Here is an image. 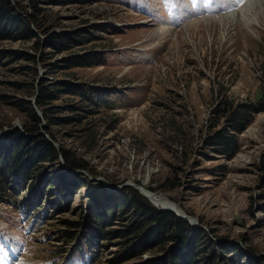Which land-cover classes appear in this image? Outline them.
<instances>
[{
  "label": "rangeland",
  "instance_id": "374dc122",
  "mask_svg": "<svg viewBox=\"0 0 264 264\" xmlns=\"http://www.w3.org/2000/svg\"><path fill=\"white\" fill-rule=\"evenodd\" d=\"M247 1L7 0L40 41L0 39V146L5 156L11 153L13 129L33 146L20 106L29 101L39 119L35 132L49 142L52 153L38 150L39 173L27 190L36 193L37 181L44 190L38 216L35 212L26 224L13 207L0 203V264H52L57 254L69 252L93 211L111 227L138 221L122 201L130 190L139 194L136 185L194 219L202 241L193 264H208L210 257L215 264H226L225 259L264 264V111L252 113L236 134L231 157L211 143L224 123L220 118L210 126L221 99L237 105L264 94V0H252L246 10L252 19L243 25ZM232 12L243 13L221 26L219 18ZM16 19L8 8L0 19L2 30L10 33ZM9 51L29 54L33 61L7 60ZM86 54L102 55V63L67 66ZM23 66L35 67L32 79ZM44 87L52 99L41 111L34 101ZM89 88L106 91L98 93L94 106L73 94H88ZM66 158L83 165L69 167ZM7 169L4 174L10 175ZM46 181L48 189L42 186ZM58 189L69 201L60 212L45 200ZM91 194L98 196L95 204L78 213V204ZM44 208L51 215L36 223ZM117 214L122 216L115 219ZM68 227L76 238L65 245L59 235ZM175 230L192 240L191 232ZM98 242L92 264H109L120 243L115 238ZM172 243L118 264L164 261L170 251L180 263ZM66 264L80 261L75 257Z\"/></svg>",
  "mask_w": 264,
  "mask_h": 264
},
{
  "label": "trees",
  "instance_id": "16d2710c",
  "mask_svg": "<svg viewBox=\"0 0 264 264\" xmlns=\"http://www.w3.org/2000/svg\"><path fill=\"white\" fill-rule=\"evenodd\" d=\"M78 1L81 2V0ZM12 7L13 6H11V4L7 2V0H0L1 20L3 18V13L8 11V8L17 16V23L14 22L10 33L8 31L4 32V30H2V27L0 26V39L21 38L27 40L29 38H33V44L38 45L40 39L36 36V33L32 32L29 29L25 19L19 16L17 14V11ZM21 28L23 29L21 30ZM20 31H23L21 35L18 34L20 33ZM65 41L69 42L70 39L66 38ZM66 45L69 46V44H65V46ZM84 56L75 58V63H71L67 66L71 67L78 64L90 65L102 63V57L100 58V56L102 55H96L94 58H91V56H89L88 54ZM11 58L25 59L30 62L33 61L32 56L26 53H20L18 51H9L7 60ZM23 67H25V69L29 71L28 76H30L32 79V75L36 74L35 67ZM29 84V86H31V83ZM91 92L93 95H91ZM98 93L104 95L106 91L97 90L96 92L95 88H89L88 94H85V92L82 93L78 90H75L73 92L74 95L79 96L80 99L84 100L87 103H90V105L92 106L97 104L95 97L98 96ZM51 96L52 95L49 93L47 87L40 89V92L38 91V93L36 92V98L34 102L37 108L43 111L44 107L41 106L47 105V103H49V101L52 99ZM14 104L17 105L19 103L15 102ZM20 106L28 117V121L24 123L23 127L25 131L30 133L31 137L29 139V143L33 144V146L29 147L28 144H26L28 143V136L25 137L14 129L11 131L12 133L8 135V140L13 146H11V153L9 152L8 155L5 156L4 151L2 150L3 147L0 146L2 150V153L0 152V160L5 158V163H2V161H0V203H7L13 208L14 205L16 206L17 202L20 200H17L18 192H20L21 190V192L27 191L28 186H30L32 180H34L39 173L38 172L35 174V171L37 170L35 162L37 157L38 159L40 158L37 153L38 150L47 153L45 155L50 154V152L52 153L49 142H47L41 134L35 132L37 122L39 121L37 111L33 108L29 101H24ZM261 110L264 111V94L257 98L255 101L244 102L237 105H232L225 99H221L217 106L212 110V117L210 119V126H215L220 118H224V123L221 126L222 129L216 132L217 135L213 137V142H211L213 143L214 150L218 151V153L224 155L225 157H231L237 148L236 134L241 132L245 125L250 121L252 113ZM18 149H20V151ZM66 161L68 162L69 167L74 165H83L72 158H66ZM7 166L10 171L9 173L11 174H6V176L4 173H8ZM63 175L64 173H62V176ZM12 177H15V179L20 182L14 181L10 184V180ZM61 179L63 180V178ZM21 184H23L24 186L23 189L21 188ZM46 185H48V187H46V189H48L50 187L48 182L46 181L42 183V186L44 188ZM35 186V192L37 193L38 197H40L44 190L38 188V186H40L38 184V181L35 183L34 187ZM130 191L131 192L128 191L127 197H122V201L127 205L129 204L130 207L134 209V212L130 213L132 216L136 214L139 215L138 221H133L131 222V224L125 226L124 228L111 227V224H107L105 220L100 219V217L97 215V212L93 211L91 212V216L93 219H90L89 222L85 224L86 226L84 227L83 232H81L80 235L77 236L76 245H83L89 252H91V254L89 255L90 264H92L99 255V239L110 241L113 238H115V240L120 243V246L117 255L115 257L107 259V263L109 264H118L124 259L139 258V255L143 254L144 252L150 251L153 248L162 249V245L168 242H175L176 248H178L179 253L182 256V262L176 263V261H178L177 256H175L174 253L170 251L166 255L167 258L170 259L161 261L159 258H157L146 263L138 259L136 264H193L194 260L198 256L197 254L201 255L200 250L195 253V250L198 247L197 243L202 241L201 239L199 240L200 234L198 233V229H194L192 226H189V224H187L184 219L175 216L169 210H163L153 207L146 200H144L143 196L137 193H132V190ZM28 193L33 194L34 190L32 192H26L23 196H21V199L28 195ZM48 196L50 202H54L55 204L54 210L56 209V211L60 212V205H66L68 208L69 201L62 198L59 189L56 194L54 193L52 195L49 193ZM97 197V195L92 196L91 194L89 199H83L85 200L84 205L82 204L84 207H81V201V203L78 204V213H81V209L82 211H86L87 209L88 211H90V206L92 207V205L95 204L92 203V201H94ZM33 200H35L36 202L38 201V199ZM120 214H117V218L115 219H119L122 216ZM50 215L51 214L46 213L45 218H48ZM65 222L72 229L76 226V224L75 226L72 225L73 223H75L73 221L70 222L65 220ZM70 223L72 226L70 225ZM69 227L64 231H60L59 235V237L63 241H65V245L71 243L74 238H76L75 232H73ZM175 227L182 228V230L184 231L191 232L193 237L192 240H187L185 236H182L181 233H176ZM63 252L64 250L61 253L57 254V256L61 255ZM159 256L162 257V254ZM214 260V257H210L208 264H215ZM223 262L226 264H237V261L235 263L233 262V260L228 259H225Z\"/></svg>",
  "mask_w": 264,
  "mask_h": 264
},
{
  "label": "bare ground",
  "instance_id": "6f19581e",
  "mask_svg": "<svg viewBox=\"0 0 264 264\" xmlns=\"http://www.w3.org/2000/svg\"><path fill=\"white\" fill-rule=\"evenodd\" d=\"M259 1V0H258ZM260 2V1H259ZM262 2V1H261ZM235 4H238V2H235ZM246 4V5H245ZM245 7H244V9H243V11H244V16L245 17H243V18H241L240 20H241V23L243 24V25H248V23L251 21V19H252V15H250V16H247L248 15V13L249 12H246V10L248 9V8H251L252 6H253V1L252 0H249V1H247V3L245 2ZM263 3H260V5H262ZM232 7L234 8L235 6H234V4H232ZM242 7V6H241ZM240 10H242L241 8H240ZM250 10V9H249ZM239 12V11H238ZM243 12H240V14H242ZM240 14L239 13H235V12H232V13H229L228 15H225L224 17H222V18H219V21H218V23L219 24H221V26H226L227 25V23L226 22H233V23H235L236 21H238L239 20V18L236 20V17H238V16H240ZM243 16V15H242ZM241 17V16H240ZM197 25V27L200 25V23H197L196 24ZM136 187H138V189L140 190V191H143V192H145L150 198H151V200L153 201V203L154 204H156L157 206H174V208H176L175 207V205H173L171 202H169L168 200H166V199H164V198H161V197H159V198H157V197H155L154 195H153V193H150L149 191H147V190H145L144 188H142L141 186H137L136 185ZM158 208V207H157ZM178 210V209H177ZM179 211V210H178ZM179 212H182V211H179ZM182 213H184V212H182ZM189 217V216H188ZM190 218H192V217H190ZM191 220V219H190Z\"/></svg>",
  "mask_w": 264,
  "mask_h": 264
},
{
  "label": "water",
  "instance_id": "95a60500",
  "mask_svg": "<svg viewBox=\"0 0 264 264\" xmlns=\"http://www.w3.org/2000/svg\"><path fill=\"white\" fill-rule=\"evenodd\" d=\"M134 188L139 192V194L141 196H143L144 198H146L152 205L157 206L156 204L153 203V201L151 200V198L145 192L140 191L138 189V187H136V186ZM157 207H159L160 209H163V210H169V211H171L177 217H179L181 219H184L186 222H188L189 225H191L192 227H195L196 226V222L194 221L193 218L188 217L185 213L179 212L176 208H174V206H170V207L169 206H157Z\"/></svg>",
  "mask_w": 264,
  "mask_h": 264
}]
</instances>
